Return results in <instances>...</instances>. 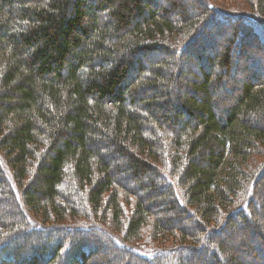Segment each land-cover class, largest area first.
<instances>
[{
  "label": "trees",
  "instance_id": "16d2710c",
  "mask_svg": "<svg viewBox=\"0 0 264 264\" xmlns=\"http://www.w3.org/2000/svg\"><path fill=\"white\" fill-rule=\"evenodd\" d=\"M245 3L0 0V264H264Z\"/></svg>",
  "mask_w": 264,
  "mask_h": 264
},
{
  "label": "rangeland",
  "instance_id": "374dc122",
  "mask_svg": "<svg viewBox=\"0 0 264 264\" xmlns=\"http://www.w3.org/2000/svg\"><path fill=\"white\" fill-rule=\"evenodd\" d=\"M176 2H178L180 5H184L187 7L189 4V0H176ZM208 2L210 3V5L221 9L222 12H231V13L238 12L236 14H241V12L249 9V7L245 3V0H208ZM166 8L174 10L169 4L166 5ZM106 224L108 225V223H106ZM260 225H261V228L264 229V222H260ZM223 235L230 237V235H228V233H226V232H224ZM107 245H110V244L109 243H100V247H102L103 251H106L107 247H109ZM231 246H233V245H231ZM142 247H145V246H142ZM147 248H149V247H147ZM234 250H235V253L238 252L237 248L235 249V247H234ZM114 254H115V256L114 255L112 256L113 261L116 260V257H117V255L120 254V251L118 249H116V252L114 251ZM241 262L243 263V259L241 260Z\"/></svg>",
  "mask_w": 264,
  "mask_h": 264
}]
</instances>
